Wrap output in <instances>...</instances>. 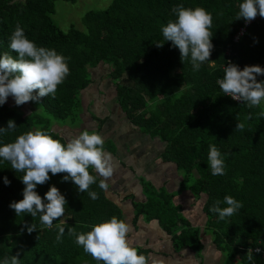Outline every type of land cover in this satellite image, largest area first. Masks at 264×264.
<instances>
[{
    "label": "trees",
    "instance_id": "1",
    "mask_svg": "<svg viewBox=\"0 0 264 264\" xmlns=\"http://www.w3.org/2000/svg\"><path fill=\"white\" fill-rule=\"evenodd\" d=\"M55 1L0 0V55L8 53L16 58L9 48V38L19 24L28 40L37 47L54 49L66 58L69 68V75L58 85L54 96L35 102L43 117L34 110L24 118L0 105V128H6L9 120L16 125L14 131L0 134V146L35 130L45 131L66 144L52 130L47 117L60 121V125L67 119L80 120L79 92L90 82L89 71L98 65L106 66L119 109L129 123L164 142V158L184 175L182 187L186 186L194 198H206L202 208L206 218L203 234L210 236L216 250L229 261L264 264V118L259 116L264 101L258 107L236 103L224 96L217 84L229 62L241 70L245 66L264 68V18L247 26L238 36L245 24L243 19L236 20L243 0H113L102 11L83 15L84 32L72 27L62 32L52 20ZM177 5L201 7L212 16L209 30L213 33V49L199 71H193L190 57L181 62L179 50L163 38L161 29L175 20L173 8ZM260 81H264V76L257 77ZM150 101L156 103L153 109H148ZM237 123H243L244 129L235 130ZM209 145L220 151L224 175L211 174ZM110 148V142L105 141L104 150ZM88 170L97 176L92 168ZM64 175L49 173L50 179L35 189L43 199L49 187L55 186L66 200L64 215L46 228L39 217L32 218L27 213L16 216L9 208L11 202L23 198V173L11 169L10 163L0 158V261L19 253L20 264H98L75 243L67 229L74 227L76 232L86 233L91 230L86 225L105 222L113 216L123 220L121 210L99 188L101 178L89 188L98 194V199L92 200L87 192L79 193L71 181L63 182ZM4 177L10 181L7 186ZM140 187L143 201L134 203L128 199L131 226L138 221L156 222L167 234L175 254L189 251L201 259L199 229L184 220L173 197L142 181ZM225 196L233 197L242 207L220 220L209 209L217 200L221 201V208L227 207L223 203ZM32 223L36 231L29 234L24 224ZM58 224L65 227L60 243L56 241ZM132 247L148 258L149 250ZM249 250L251 261L247 258Z\"/></svg>",
    "mask_w": 264,
    "mask_h": 264
},
{
    "label": "clouds",
    "instance_id": "2",
    "mask_svg": "<svg viewBox=\"0 0 264 264\" xmlns=\"http://www.w3.org/2000/svg\"><path fill=\"white\" fill-rule=\"evenodd\" d=\"M175 20H170L161 31L165 41L180 53L181 62L190 57L193 71H199L200 65L209 60L213 44L212 16L204 8H185L177 5L173 8ZM259 15L264 18V0H243L239 4L236 20L243 19L246 23ZM9 48L16 54L0 55V105L12 97L16 106L28 102H38L43 97L54 96L58 85L69 75L66 58L57 54L54 49L37 47L28 40L23 28L16 25L9 38ZM161 47L163 44H156ZM214 63V62H211ZM258 76H264V68L245 66L242 70L235 64L228 63L224 68V76L217 80L219 88L233 100L244 102L248 107H258L264 101V81L257 82ZM264 118V111L259 113ZM245 125L237 123L235 130H243ZM16 129L14 121L9 120L6 128H0V134H7ZM104 139L96 132L81 131L69 139L66 144L53 139L45 131H28L19 135L15 142L0 146V158L11 165V169L22 172L21 182L24 185L19 201L9 204L16 216L27 213L32 218L39 217L40 223L51 228L53 221L64 215L65 197L58 188L50 186L43 199L35 191L37 185L45 184L49 173L53 176L66 173L62 181H71L79 193L87 192L92 200L98 199L95 191H89L92 184L99 181V188L107 191L108 181L116 169L111 153L104 150ZM208 162L211 174L224 175V161L215 145H209ZM92 168L97 176L90 174ZM5 186L10 184L7 177L3 178ZM46 201V202H45ZM221 208L217 200L209 211L218 214L220 220L232 216L242 204L231 196H225ZM57 243L62 242L65 227L56 225ZM86 233H78L74 227L67 229L68 235L75 238V243L83 248L100 264H149L148 258L138 254L136 248L130 246L127 235L129 225L113 216L110 220L91 226ZM27 232L36 231L35 224H24ZM23 231V229H22ZM19 253L5 257L0 264H20ZM252 260L251 250L247 253Z\"/></svg>",
    "mask_w": 264,
    "mask_h": 264
},
{
    "label": "crops",
    "instance_id": "3",
    "mask_svg": "<svg viewBox=\"0 0 264 264\" xmlns=\"http://www.w3.org/2000/svg\"><path fill=\"white\" fill-rule=\"evenodd\" d=\"M89 75L88 86L79 92L81 126L84 125L83 129L96 132L104 141L113 145L106 152L111 153L116 169L108 181L106 197L121 210L123 220L130 227L127 235L130 246H141L147 250L154 248L156 252H153V255L149 250L148 261L150 256H156L157 262L166 261L163 247L168 245L171 250V257L168 259H171L173 264H216L221 254L212 244L210 236L202 233L201 241L204 236L209 242L202 241V258L198 260L189 251L175 254L167 234L155 224L156 222L145 224L138 221L131 226L132 211L128 199L134 203L143 201L141 181L169 193L173 197V204L184 213L187 223L201 232L204 231L206 224V218L202 214L206 198L204 196L194 198L186 186L182 187V180L178 176L181 171L172 161L163 157L166 151L164 142L143 134L129 123L119 109L113 82L110 79H103L104 76L105 78L109 76V69L98 65L89 71ZM94 120L96 124H93ZM52 130L63 139L64 136L73 138L80 133L79 128L69 129L63 125L62 127L56 125ZM194 176L196 177L195 172ZM235 261L239 264L238 260Z\"/></svg>",
    "mask_w": 264,
    "mask_h": 264
},
{
    "label": "rangeland",
    "instance_id": "4",
    "mask_svg": "<svg viewBox=\"0 0 264 264\" xmlns=\"http://www.w3.org/2000/svg\"><path fill=\"white\" fill-rule=\"evenodd\" d=\"M112 1L113 0H74L72 3H68V2L57 0L54 2V15L52 16V20L54 22V25L57 27V29L62 31V32H66L70 27H72L73 29H75L77 31L84 32V28H83L82 23H81L83 15L89 11H102V9H105ZM103 79H109V76H107L106 78L104 76ZM4 105L6 107H9L11 110L15 111L19 115L23 116L24 118L29 117L30 113L34 112V110L38 115H41L43 117V115L37 110L35 102H28V103H25L21 106H16L12 97H8L6 100V103H4ZM155 105H156L155 101H150V103H147L148 109H153ZM263 106H264V104L261 105L262 108H263ZM262 110L264 111V109H262ZM47 118L50 119L51 128H54L56 125L58 127H60V126L62 127V125H60L62 123H59L60 121L55 122L54 119L49 118V117H47ZM64 123L65 124H63V127H66L69 129L79 128L80 132L87 130V129H83V128H85V126L84 125L81 126L82 122L78 119H75L73 121L67 119L66 121H64ZM93 124H96L95 120L93 121ZM89 132L91 133L93 131H89ZM69 137L66 138L64 136L65 142L68 141ZM111 146H113L112 143H111ZM106 148H107V145H106ZM163 157H164V155H163ZM161 158H162V156H161ZM178 176H179V178H181V180L183 182V180H184L183 173L179 172ZM141 178H143L142 175H141ZM181 215L184 217V220L187 221V218L184 216L183 212H181ZM201 220H202V222L204 221L203 218ZM201 225H202V223H201ZM202 233L203 232H201V230H199V234L202 235ZM206 236H208V235H206ZM202 241L203 242H209V240L204 236L202 237ZM149 250H150V252L152 251L151 252L152 255H153V252H156V250L154 248H152V250L151 249H149ZM163 252H164V255H165L164 258L166 259V261L157 262L156 256H154V257L150 256L149 264H173L171 259H168L169 257H171L170 256L171 250L169 249L168 245L167 246L165 245L163 247ZM220 254H221L220 259L218 260V262L216 264H238V262H236V261H229L227 259V257H225L222 253H220ZM200 258H202V254H201Z\"/></svg>",
    "mask_w": 264,
    "mask_h": 264
},
{
    "label": "built area",
    "instance_id": "5",
    "mask_svg": "<svg viewBox=\"0 0 264 264\" xmlns=\"http://www.w3.org/2000/svg\"><path fill=\"white\" fill-rule=\"evenodd\" d=\"M259 18H260V16L257 15V17H256L255 19H253L252 21L247 22V23L245 22V24H244V28L240 30L238 36H240V35L244 32V30H245V28H246L247 26L251 25L252 23H255ZM237 38H238V37H236L235 40H237ZM235 101H236V100H235ZM236 103H239V101H236ZM253 252H254V253H258V250H255V251H253ZM261 259H262V261H263V263H264V253H261Z\"/></svg>",
    "mask_w": 264,
    "mask_h": 264
}]
</instances>
